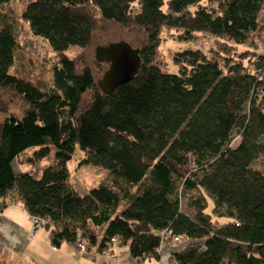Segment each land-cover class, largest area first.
<instances>
[{
    "label": "trees",
    "instance_id": "obj_1",
    "mask_svg": "<svg viewBox=\"0 0 264 264\" xmlns=\"http://www.w3.org/2000/svg\"><path fill=\"white\" fill-rule=\"evenodd\" d=\"M14 1L0 0V209L20 203L55 248L116 245L144 260L159 256L171 231L190 242L175 264H264V54L253 47L264 0H19L20 15ZM95 12L145 32L138 76L109 96L66 54L91 46ZM25 23L60 57L49 88L12 71ZM167 28L185 41L205 34L253 49L218 52L223 62L187 50L175 58L180 73L167 74ZM13 98L21 113L10 110ZM77 149L82 165L106 171L84 195L68 168ZM29 150L32 170L15 172Z\"/></svg>",
    "mask_w": 264,
    "mask_h": 264
},
{
    "label": "rangeland",
    "instance_id": "obj_2",
    "mask_svg": "<svg viewBox=\"0 0 264 264\" xmlns=\"http://www.w3.org/2000/svg\"><path fill=\"white\" fill-rule=\"evenodd\" d=\"M9 8L13 9L16 14L20 15L22 1H14ZM95 15L98 18L100 17L97 12H95ZM22 25L19 36L21 51L17 54L16 62L12 71L32 80L44 89L49 88L53 80L52 68L54 64H58L60 57L51 49L46 41L39 37H33L26 23ZM179 34L180 33L177 32V30L168 28L162 31L161 44L159 46V61L164 73L179 74L181 65L175 62V58L178 54L187 50H201L207 53L210 57L215 56L220 58L221 62H223V58L220 57L218 53L221 51H223L224 54L238 58L242 53L255 47L256 50L263 52L264 54V47L260 44L259 38L256 39L255 46L253 47L250 45L246 47H236L233 45L234 43H232V41L227 39L218 40L209 35L198 34L193 41H185L180 39ZM122 41L128 42L133 47L141 48L146 41L145 32L136 28H123L118 24L105 22L99 18L98 20H95L93 43L91 46L87 48H71L66 54L77 63L80 70L88 67L98 82L102 78L108 65L97 61V49L101 46H107ZM244 55L246 56V54ZM245 63L247 64L248 62L245 61ZM12 103L13 104L9 107L11 111L15 113H21L23 111L25 105L23 101L13 98ZM32 153V150H29L26 155L21 157L20 160L22 161L15 160L13 162L15 172L32 170L33 165L26 163L27 157ZM83 158V152L77 149L75 158L68 164V168L71 172V184L82 195L86 194L93 187L98 186L106 177V171L102 168L93 165H82L81 162ZM51 161L43 160L40 161V164H48ZM256 165L259 168H264V155L256 161ZM41 171L42 169H39L38 167V171L34 172V175L36 177L40 176ZM183 203V206L186 209L184 199ZM41 226L42 229L40 230L39 236L45 234V229L43 228V225ZM33 229V233H35L36 230L34 224ZM41 246L46 249L45 243H42ZM24 260L27 261L24 257L20 259L21 264H28V262L24 263ZM3 264L9 263L3 261Z\"/></svg>",
    "mask_w": 264,
    "mask_h": 264
},
{
    "label": "crops",
    "instance_id": "obj_3",
    "mask_svg": "<svg viewBox=\"0 0 264 264\" xmlns=\"http://www.w3.org/2000/svg\"><path fill=\"white\" fill-rule=\"evenodd\" d=\"M41 229L33 233V219L20 203L0 209V264L3 261L21 264L22 257L27 259L23 262L28 264H174L172 255L190 243L181 240L177 247L165 245L158 257L139 260L131 257L127 248L116 245L112 252L104 253H98L96 249L83 252L78 243H65L55 248L50 243L48 230L44 228L45 234L39 236ZM42 243L46 244V249L41 246Z\"/></svg>",
    "mask_w": 264,
    "mask_h": 264
},
{
    "label": "water",
    "instance_id": "obj_4",
    "mask_svg": "<svg viewBox=\"0 0 264 264\" xmlns=\"http://www.w3.org/2000/svg\"><path fill=\"white\" fill-rule=\"evenodd\" d=\"M96 59L108 65L98 81L100 90L107 96L114 94L119 86L134 80L142 66L140 48L133 47L126 41L99 47Z\"/></svg>",
    "mask_w": 264,
    "mask_h": 264
},
{
    "label": "built area",
    "instance_id": "obj_5",
    "mask_svg": "<svg viewBox=\"0 0 264 264\" xmlns=\"http://www.w3.org/2000/svg\"><path fill=\"white\" fill-rule=\"evenodd\" d=\"M262 27L263 28H262L258 38H259L260 44L262 45V47H264V20L262 22ZM33 224H34L35 230H37V229L42 227L41 225H43V222L38 220V219H33ZM117 242H118L117 238L113 239V245H115ZM180 243H181V239L177 236H174L172 234V232L170 231L167 235V239L162 242L161 248L164 247L165 245L177 247ZM78 248L83 252H85L87 249L86 244L83 242L78 243Z\"/></svg>",
    "mask_w": 264,
    "mask_h": 264
}]
</instances>
